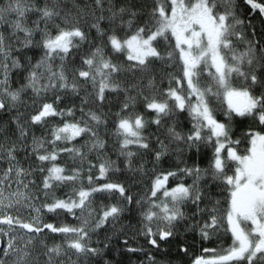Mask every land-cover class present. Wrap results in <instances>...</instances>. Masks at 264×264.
Instances as JSON below:
<instances>
[{
  "label": "snow or ice",
  "instance_id": "1",
  "mask_svg": "<svg viewBox=\"0 0 264 264\" xmlns=\"http://www.w3.org/2000/svg\"><path fill=\"white\" fill-rule=\"evenodd\" d=\"M108 3L109 7L105 9V0H95L100 15L96 16L95 11L92 12L95 22L90 27L96 30L101 39L107 36V46H110L113 53L124 54L130 62L129 66L124 69L120 64L114 63L111 56L106 54L102 42L82 57L84 67L76 69L71 80L65 71L64 62L70 58L73 49L79 48L89 37L79 26L78 20L73 23L69 14H61L60 0H44L43 6H37L35 0H6L0 4V26L6 25L8 28L7 36L0 32V111H8L23 103L22 94L29 89L37 98L57 89L70 90L78 95L81 80L85 84L91 83L95 90L91 101L93 104L105 102L106 90L124 91L125 101L120 112L116 113V134L121 138L119 155L126 158V167L130 170L136 153L129 150V146L136 145L146 150L150 148L148 137L143 134L149 121L140 113L123 114L135 107L137 96L143 97L145 108L155 113L151 123L157 126H161L165 118L173 119L177 111H187L192 123L190 131H177L173 120L167 128L169 144L156 138L159 150L155 152V160H161L169 152L170 144H175L178 152L183 151L180 145L197 151L202 144L210 145L213 148L212 159L207 168L202 169L194 164L178 169L180 174L191 178V183L188 184L180 182L174 187H167L169 178L176 177L177 171H167L155 176L150 196L146 199L147 207L141 213V234L148 238L151 246L159 248L160 242L176 236L177 225L181 221L193 220L188 228L198 230L202 240H209L219 231L222 221L226 220V231L232 237L231 246L219 252L217 249L205 248V252L213 253L212 257H197L194 264H264V133L252 129L244 133L250 145L245 154L238 151L237 146L241 140L233 139L232 136L234 117L254 118L260 125H264V92L256 94L253 91L256 86L264 87V80L258 75V70H264V46L258 40H248L246 50L237 52L233 42V38L245 39L241 26L251 25V21L238 16L236 0H155L150 20L142 26H135L133 31L138 12L131 6L115 8L112 0H108ZM243 3L253 13L258 11L264 17V0H243ZM105 10L109 13L108 16L103 14ZM29 13L37 14L31 25L28 21ZM125 14L129 16L127 20L123 19ZM58 19L72 26L61 27L56 23ZM104 20L109 23L107 31L101 27V21ZM49 25L57 29L55 34ZM125 26L128 32L124 36L118 35V29ZM255 34L256 29L253 28L252 35ZM171 39L175 41L174 50L168 51L165 56L158 44ZM34 47L41 49L40 59L30 66L26 82L19 88L12 89L9 84L10 74L23 67L14 53ZM177 50L186 89L179 78L173 77L177 87L170 84L162 98H158L155 92L146 96L137 84L124 87L114 78L122 70L147 72L153 60H172L173 53ZM57 58L60 65L54 69L52 62ZM205 69L210 81L201 83L200 77ZM234 80L240 81L239 86L233 83ZM147 87L155 88L154 78L149 79ZM133 90L136 95L129 94ZM212 97H222L226 102L223 122L217 119L216 110L211 106ZM60 100L61 97L56 95L53 102H42L26 122L41 125L49 117H60L63 123L52 127L51 139L32 134L30 145L23 144L29 136V129L25 127V123H21L18 114L13 117V122L17 125V140L5 137V142H0V160H5L8 164L0 175V209H11L22 201L33 199L19 190L5 196L3 185L12 179L13 173L15 182L26 189L28 184L24 183L23 177L31 175L33 171L21 165L16 156L18 151L30 147L31 152H26V155L29 158L34 155L40 162L38 170L46 173L42 180L45 202L38 207L32 203L25 205L37 213L31 222H24L19 216L7 213L0 215V225H7L9 232L15 225L32 234L25 240L24 235L9 236V232L0 227V235L9 236L6 246L0 248V264H8L9 257H14L12 264H38L39 257L33 256L29 246L45 230L62 234L65 243L48 246L41 240L45 249L44 264H78L80 260L88 264L92 258H102L105 249L110 246L111 237L106 242L97 241L98 244L102 243V247H95L92 246V235L106 225L115 229L126 206L133 203V196L128 194L124 184L107 180L109 173L119 170L115 161L102 158L99 165H96L88 159V154L92 151L99 154L105 148V141L98 131L99 126L106 123L104 115L92 108L84 111L83 105L90 103L86 96L82 98L80 107L83 115L80 119H75L74 108L56 107ZM66 117L72 119H65ZM90 121L95 127L90 125ZM85 134L89 135V139L83 145L73 143ZM84 148L87 151H82ZM62 153H67L73 163L78 161L79 166L68 169L58 164L57 160ZM85 163L88 165V187L83 184ZM233 164L234 168L231 167ZM94 168L98 169L96 176L92 174ZM139 170H143V165ZM229 171L232 174H228ZM97 180L106 182L98 184ZM208 181L223 185L227 191L228 207L224 216L217 214L219 200L215 201L210 210L201 208L208 194L207 189L211 186ZM66 184L73 185L67 198L55 196L54 189ZM96 193H118L124 203L102 205L97 212L93 206ZM158 193L161 196L159 200L156 199ZM135 203L142 204V201L137 200ZM188 204L195 209L191 217L184 211ZM42 211L57 216L61 211L67 212L78 220V224L43 223L40 217ZM204 212H208V218L197 220L196 217ZM18 240L24 241L23 247L18 245ZM122 243L127 245L128 240L125 239ZM127 251L135 252L137 249L127 248ZM181 251L187 249L181 247ZM73 256L76 257L75 260ZM104 264L109 262L104 261Z\"/></svg>",
  "mask_w": 264,
  "mask_h": 264
},
{
  "label": "trees",
  "instance_id": "2",
  "mask_svg": "<svg viewBox=\"0 0 264 264\" xmlns=\"http://www.w3.org/2000/svg\"><path fill=\"white\" fill-rule=\"evenodd\" d=\"M0 1V4L6 2V0ZM37 6H43L44 0H35ZM112 4L115 8L120 6H131L134 10L138 12L135 18V26H142L145 22L150 20V13L155 6V0H112ZM238 16L246 21L250 20L251 25L241 26L244 32L245 40H258L261 42V46H264V17H261L259 12L253 13L250 8L243 3V0H236ZM60 7L62 9V15L69 14V19L74 23L79 21V26L88 34L89 40L82 42L80 47L73 49V53L70 58L65 61V71L69 77L72 79L76 69L84 67L82 64V57L89 54L93 48L102 43L105 45V52L107 55L111 56L114 63L120 64L124 69H127L129 63L125 55L122 53H113L110 46H107V36L102 39L98 37L97 32L90 25L95 22V17L92 12L95 11V15L99 16L100 12L96 9L95 0H60ZM109 7L108 0H105L104 8ZM108 16L109 13L105 10L103 13ZM37 18V14L29 13L28 21L31 25V21ZM129 16L124 15L123 19L127 20ZM56 23L60 24L61 27H71L72 24H65L59 19ZM43 26V25H42ZM53 34L56 33L57 29L53 25H49ZM101 27L106 31L109 29V23L107 20L101 21ZM256 29V34L252 35V29ZM0 32H4L8 35V28L6 25L0 26ZM128 32L126 26L118 29L117 34L124 36ZM130 34V33H128ZM36 39H39V34L37 33ZM174 39L170 41H160L158 44L159 50L165 54L168 51L174 50ZM247 43L235 45L237 52L245 51L247 48ZM18 56L22 68L14 70L9 77V84L12 89H17L23 85L27 72L32 64H35L37 60L40 59L42 51L39 48H30L23 50L21 53H14ZM53 67L58 68L60 65V60L57 58L53 62ZM258 75L261 80H264V70H258ZM179 78L181 80L182 86L186 89V81L183 80L182 63L179 60L178 50L174 51L172 60H153L150 69L147 72L140 71H127L122 70L120 73L115 75V80L121 83L122 86L127 87L129 84H137L139 88L143 89L144 95L150 96L155 92L158 98H162V94L167 91L170 84L172 87H177L176 80ZM154 78L155 88L147 87L149 79ZM201 83H208L210 77L208 76L207 69L203 70L200 77ZM240 84V81H235ZM81 84V89L79 94H74L70 90H54L43 94L41 97L37 98L34 96L32 91L29 89L22 94L23 103L17 105V107L12 108L8 111H0V140L5 142V137H10L11 140L16 141L18 137L17 125L13 122V117L20 115L21 123H25V127L29 129V136L23 144L30 145L32 134L37 137L47 136L51 139V129L55 125H61L63 120L60 117H49L44 124L41 125H31L26 123L30 120V116L35 114L39 109L42 102H53L56 95L61 97V100L56 105L59 109L74 108L75 119H80L83 115L80 111L82 104V98L88 96L90 101L89 104L83 105L84 111L87 112L89 108L102 113L106 123L99 126L98 131L101 138L105 141V148L98 154L96 151H92L88 154V159L94 164L99 165L102 158H108L115 161V166L118 171H113L109 173L107 180L113 182H119L126 186L128 189V194L133 196V203L126 206V210L122 217L120 218L117 227L114 229L111 225H106L103 229L94 233L91 237L92 246L102 247V243L98 244L97 241L106 242L108 237H111L110 246L105 249L102 258H92L88 261V264H104V261H108L109 264H194V260L197 257L202 256L205 253L204 249H217V251H222L232 244L231 233L226 231V220L222 221V226L218 232H216L211 239L202 240L198 230H190L188 225L193 223V220L181 221L177 225V234L175 237L170 238L167 241L160 242L159 248L153 247L148 243V238L141 234V213L144 208L147 207L146 199L150 196V188L153 179L157 174L165 173L167 171H177L176 177H170L167 183V187L171 188L176 186L180 182L186 184L191 183L190 177H185L178 172L179 168L187 166H192L198 164L202 169L207 168L211 159L213 148L210 145H200L199 151L195 148L187 149L184 145H180L183 151L178 152L176 150L175 144H170V150L161 160H155V152L159 150V144L156 142V138L159 137L163 140L165 144H169V139L167 137V128L173 123H176L177 131L182 133H187L190 131L192 123L191 118L187 111H177L173 119L165 118L161 126H157L151 123L154 119L155 113L147 110L144 106L143 97L137 96L134 108H130L127 112L123 113L127 115L128 112H135L143 114L146 121L149 123L143 130V134L148 137V142L150 145L149 149H140L136 145H130L129 150L136 153L132 158L133 168L130 170L126 167V158L119 155L120 141L121 138L116 134V123L117 116L116 113L120 112L121 106L125 101L126 93L124 91L105 92V102L103 104H93L91 101L94 99L95 90L93 89L91 83L85 84L84 81H79ZM253 91L256 94L264 92V87L256 86ZM92 94L89 96L88 94ZM129 94L136 95V91L133 90ZM35 101V103H33ZM222 97H212L211 106L216 110L215 114L218 120L225 121L224 111L227 108L226 103H224ZM87 119V117H84ZM65 119H72L66 117ZM91 126L95 127L93 122H89ZM233 128V139H240L241 143L237 146L238 151L245 153L249 146L248 138L244 136V133L249 129L260 131L264 133V125H260L259 122L250 117L239 118L234 117L232 121ZM89 139V135L85 134L73 143L77 146L83 145L85 141ZM1 142V141H0ZM7 146V144H6ZM23 147V145H21ZM70 146V145H69ZM82 151H87L86 148ZM27 153L31 152L30 147L17 152V155L21 158L23 163L31 168L32 171V181L35 193L41 203L45 202L46 197L44 196L42 188V180L46 173H42L38 170L37 166L40 162L31 156L29 158ZM57 163L66 166L68 169L79 166V162L73 163L69 158L67 153H62L58 158ZM143 165V170H139ZM47 163L45 167H47ZM234 168V164L231 165ZM83 184L88 187V182L86 179L88 165L85 163L83 165ZM94 176L98 175V169L94 168L92 170ZM228 174H232L229 171ZM106 182L105 180H97L96 183L102 184ZM211 186L207 189V195L201 204V208L211 209L215 204V201L219 200L220 204L217 206L218 215L224 216L228 207L227 191L223 185L208 181ZM78 186V185H77ZM73 185L66 184L59 186L54 189L55 196L59 198H67V194L72 191ZM161 198L160 194L157 195V200ZM140 200L142 204H137L135 201ZM124 202L120 200L117 194H107V193H96L94 196V207L97 212L102 205H109L113 203ZM194 208L191 204L185 205L184 211L187 216L191 217L194 212ZM77 214L78 211H77ZM44 218L46 223H63L68 225L76 226L78 220L67 212L61 211L59 216L53 213H48L44 211ZM208 218V212L202 213L200 216L196 217L197 220H206ZM155 227V225H153ZM51 243L61 244L65 243V238L62 234L50 233ZM55 239H54V238ZM125 239L128 240L127 245L122 243ZM51 245V246H52ZM181 247L187 249V251H181ZM0 248H2V240L0 239ZM127 248H135L137 251L130 252ZM71 254V253H70ZM73 260L76 259L75 256L72 257ZM151 258V259H150ZM78 264H84L83 260L78 261Z\"/></svg>",
  "mask_w": 264,
  "mask_h": 264
},
{
  "label": "rangeland",
  "instance_id": "3",
  "mask_svg": "<svg viewBox=\"0 0 264 264\" xmlns=\"http://www.w3.org/2000/svg\"><path fill=\"white\" fill-rule=\"evenodd\" d=\"M1 2H3L2 0H0ZM233 42L235 45H238L239 43L241 44H246L247 40H237L236 38H233ZM238 80H234L233 83L237 86H239V84H237ZM223 99V98H222ZM194 101V98H193ZM224 101V100H223ZM226 103V102H224ZM1 142H3V140H0ZM159 147V146H158ZM250 147V145H249ZM170 150H174V149H169ZM241 153V152H240ZM241 154H245V153H241ZM17 159L20 161L21 165L28 169L27 165H25V163H23V161L21 160V158L17 155ZM8 167L7 161L5 160H0V175H2V171L4 169H6ZM16 178L15 175L13 173L12 179L8 182H6L3 187H4V192H5V196L8 195L9 192H13V191H21L26 193L28 196L33 197V199H31L30 201H22L21 204L19 205H15L13 208L9 209V208H3L0 209V215H3L5 213L7 214H11L13 216H19V218L24 221V222H31L33 220V218L37 215V213L35 211H33L30 207H26L25 205L28 203H32L35 204L37 207L40 206L41 202L39 201L34 187H33V181H32V174L23 177L24 183L28 184V187L25 189L23 187L22 184L18 185L15 182ZM10 184V187L8 186ZM7 203V201H5V204ZM41 217V221L43 223H46V220L44 218V211L41 212L40 214ZM0 227L4 228V230L6 232H9V228L7 225H0ZM18 235H24L25 236V240L27 239L28 236L32 235L30 233H26V230L20 229L18 226H13V230L9 232V236H18ZM50 232H48L47 230H45V232L39 234L38 237H36V240L34 242L33 245H30V250L33 253V256H38L39 257V261L38 264H44V260L45 257L43 255V252L45 251V249L43 248V246L41 245L40 241H44L45 244H47L48 246H51V238H50ZM9 236H4V235H0V239L2 240V247L6 246V242L9 239ZM54 238V237H53ZM55 239V238H54ZM18 245L20 247H23L24 241H17ZM219 252V251H218ZM213 255V253L211 252H205L204 254H202L203 257L205 258H211ZM14 259V257H9L8 258V264H12V260Z\"/></svg>",
  "mask_w": 264,
  "mask_h": 264
}]
</instances>
